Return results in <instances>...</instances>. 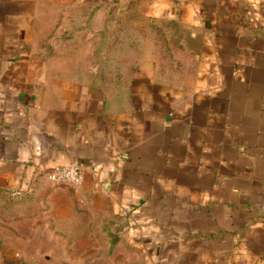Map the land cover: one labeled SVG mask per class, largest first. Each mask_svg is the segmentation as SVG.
Here are the masks:
<instances>
[{
    "label": "crops",
    "instance_id": "1",
    "mask_svg": "<svg viewBox=\"0 0 264 264\" xmlns=\"http://www.w3.org/2000/svg\"><path fill=\"white\" fill-rule=\"evenodd\" d=\"M86 2L196 25L195 90L176 97L140 65L116 66L125 80L47 77L63 71L30 64L38 4L0 0V264L94 260L108 232L144 260L264 264V0ZM69 163L80 186L48 182ZM76 231L94 251L72 253Z\"/></svg>",
    "mask_w": 264,
    "mask_h": 264
},
{
    "label": "rangeland",
    "instance_id": "2",
    "mask_svg": "<svg viewBox=\"0 0 264 264\" xmlns=\"http://www.w3.org/2000/svg\"><path fill=\"white\" fill-rule=\"evenodd\" d=\"M34 13L39 21L33 26L35 40L31 42L32 65L43 64L52 70L47 77H88L83 68L91 67L94 83L103 80H125L130 73H118L116 66L143 68L140 79L172 85L176 97H186L195 90L196 60L184 35L197 33L196 25L169 24L156 19L151 21L140 8H94L86 0H32ZM131 1V0H130ZM125 4H127L125 2ZM124 4V5H125ZM84 19L88 20L86 24ZM114 24H106V20ZM117 20L118 23H115ZM159 20V21H158ZM167 20V19H164ZM185 45H188L186 49ZM45 56V57H44ZM48 56V57H47ZM43 57V58H42ZM47 57V58H46ZM77 68V72H68ZM109 71V72H108ZM129 71V69H128ZM69 75V76H68ZM90 77V76H89ZM124 77V78H123ZM164 90H159L163 92ZM87 220L83 218L82 224ZM80 224V222H79ZM78 226V223L77 225ZM83 228V226H82ZM83 232V229H82ZM74 232L77 244L72 253L79 256L95 250L94 245L85 247L88 234ZM116 233L108 232L107 256L105 249L97 250L94 260H68L65 249H52L45 252L50 259L35 260L28 257L29 264H165L168 260H144L146 249L116 247ZM111 242L115 245L111 248ZM93 244V240H92ZM35 250L29 249V254ZM31 255V254H30ZM179 264V260H177Z\"/></svg>",
    "mask_w": 264,
    "mask_h": 264
},
{
    "label": "built area",
    "instance_id": "3",
    "mask_svg": "<svg viewBox=\"0 0 264 264\" xmlns=\"http://www.w3.org/2000/svg\"><path fill=\"white\" fill-rule=\"evenodd\" d=\"M83 177V169L73 163L56 166L46 174V179L54 186L70 185L77 187L82 184Z\"/></svg>",
    "mask_w": 264,
    "mask_h": 264
},
{
    "label": "trees",
    "instance_id": "4",
    "mask_svg": "<svg viewBox=\"0 0 264 264\" xmlns=\"http://www.w3.org/2000/svg\"><path fill=\"white\" fill-rule=\"evenodd\" d=\"M112 244H111V246L109 247V248H111V247H113L115 244L113 243V242H111Z\"/></svg>",
    "mask_w": 264,
    "mask_h": 264
}]
</instances>
